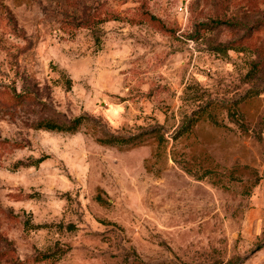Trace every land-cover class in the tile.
I'll return each instance as SVG.
<instances>
[{
    "label": "rangeland",
    "instance_id": "rangeland-1",
    "mask_svg": "<svg viewBox=\"0 0 264 264\" xmlns=\"http://www.w3.org/2000/svg\"><path fill=\"white\" fill-rule=\"evenodd\" d=\"M0 264H264V0H0Z\"/></svg>",
    "mask_w": 264,
    "mask_h": 264
},
{
    "label": "trees",
    "instance_id": "trees-1",
    "mask_svg": "<svg viewBox=\"0 0 264 264\" xmlns=\"http://www.w3.org/2000/svg\"><path fill=\"white\" fill-rule=\"evenodd\" d=\"M88 20H90V25L96 23V22H101L104 19H100L99 14H95L92 15ZM88 20L86 19L85 21H82V23H80V25L78 26H84L86 24V22H88ZM150 20L157 22V19L153 16H150ZM16 96V100H20L23 99V97H28V94H24V95H14ZM82 122V118H76L74 120L71 121H63V122H59L58 120L55 119H51V120H47V121H42L41 123H39L37 125L38 129H44V130H48V131H61V132H75L81 125ZM44 161V159H40L37 163L40 164ZM50 255H45L43 258H50Z\"/></svg>",
    "mask_w": 264,
    "mask_h": 264
}]
</instances>
